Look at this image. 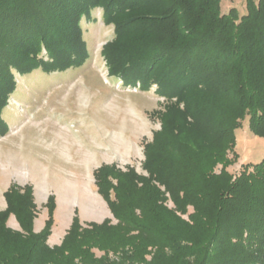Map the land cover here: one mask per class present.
Returning a JSON list of instances; mask_svg holds the SVG:
<instances>
[{
    "label": "trees",
    "instance_id": "16d2710c",
    "mask_svg": "<svg viewBox=\"0 0 264 264\" xmlns=\"http://www.w3.org/2000/svg\"><path fill=\"white\" fill-rule=\"evenodd\" d=\"M96 8L114 30L101 49L109 75L164 98L151 113L160 128L144 144L146 173L97 167V191L117 221L76 214L55 245L56 196L36 231L33 185L11 184L0 264H264V157L229 170L245 118L264 137V0H246L242 14L223 12L222 0H0V136L16 72L83 65L82 19Z\"/></svg>",
    "mask_w": 264,
    "mask_h": 264
},
{
    "label": "rangeland",
    "instance_id": "374dc122",
    "mask_svg": "<svg viewBox=\"0 0 264 264\" xmlns=\"http://www.w3.org/2000/svg\"><path fill=\"white\" fill-rule=\"evenodd\" d=\"M233 6L246 12V0H222L223 12ZM102 13L96 8L82 19L90 52L83 65L16 72L17 89L3 110L9 131L0 136V209L7 205L4 192L11 184H32L37 204L34 228L39 231L48 217L45 203L54 194L57 207L50 245L61 242L76 214L82 222L117 221L97 191L93 172L103 163H116L146 173L144 144L160 128L151 113L162 107L164 98L155 93V86L143 91L139 84L127 86L106 74L101 49L114 30L104 23ZM43 54L47 57L45 50ZM229 157L233 159L229 170L235 175L246 163L264 157V137L250 129L248 118L236 129V146ZM168 204L173 206L172 201ZM8 224L20 229L14 215Z\"/></svg>",
    "mask_w": 264,
    "mask_h": 264
},
{
    "label": "built area",
    "instance_id": "2783aa9c",
    "mask_svg": "<svg viewBox=\"0 0 264 264\" xmlns=\"http://www.w3.org/2000/svg\"><path fill=\"white\" fill-rule=\"evenodd\" d=\"M106 74H108V71H107V73ZM120 81H121V83H123V81L120 79Z\"/></svg>",
    "mask_w": 264,
    "mask_h": 264
}]
</instances>
